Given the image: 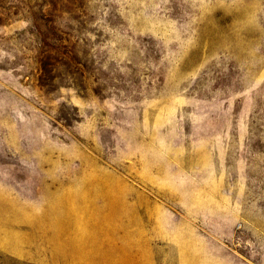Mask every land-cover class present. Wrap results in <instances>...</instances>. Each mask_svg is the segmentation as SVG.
Listing matches in <instances>:
<instances>
[{
	"label": "rangeland",
	"instance_id": "obj_1",
	"mask_svg": "<svg viewBox=\"0 0 264 264\" xmlns=\"http://www.w3.org/2000/svg\"><path fill=\"white\" fill-rule=\"evenodd\" d=\"M0 264H264V0H0Z\"/></svg>",
	"mask_w": 264,
	"mask_h": 264
},
{
	"label": "bare ground",
	"instance_id": "obj_2",
	"mask_svg": "<svg viewBox=\"0 0 264 264\" xmlns=\"http://www.w3.org/2000/svg\"><path fill=\"white\" fill-rule=\"evenodd\" d=\"M95 173L96 172L93 171L92 174H90L88 177H84L83 180H82V181H84L87 184V186H92V190L89 191L90 195L102 196V197H105V196L109 195L111 190H110L109 185L106 184L108 178H106L105 176H102V177L98 176V175L94 176ZM51 213L54 214L55 212L53 213V211H51ZM55 219H56V217H55ZM33 225H35V224H33ZM36 225H38V224H36ZM56 255L57 254H53L52 256L55 258Z\"/></svg>",
	"mask_w": 264,
	"mask_h": 264
}]
</instances>
